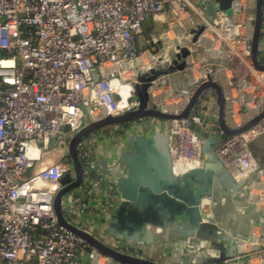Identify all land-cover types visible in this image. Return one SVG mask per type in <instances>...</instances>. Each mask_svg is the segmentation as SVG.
<instances>
[{
  "label": "built area",
  "instance_id": "obj_1",
  "mask_svg": "<svg viewBox=\"0 0 264 264\" xmlns=\"http://www.w3.org/2000/svg\"><path fill=\"white\" fill-rule=\"evenodd\" d=\"M235 3L234 15L217 10L215 19L209 21L201 11L194 19L190 10L195 12L198 7L192 0H0V264H74L83 240L58 225L53 209L61 178L72 173V165L63 161L70 134L88 121L87 109L100 117L119 114L136 104L131 86L122 78L144 64L138 38L148 19L166 22L171 31L179 33L195 23H205L202 37L224 53L226 72L231 70L223 81L225 118L230 127H240L264 108L261 102L257 106L253 95L255 79L264 85V71L254 68L250 58L255 0ZM242 14L246 18L242 19ZM164 34L149 32L147 44L156 43ZM94 70L100 74L97 81ZM206 103L215 107L210 92L192 115L169 121L175 138L171 149L174 173L199 166L201 150L196 134L210 129L221 137L215 153L233 179L240 182L257 174L252 193L261 195L264 162L255 159L250 145L264 133V117L244 132L227 136ZM238 107L250 112L242 113ZM156 121L163 127V120L144 117L127 126L101 129L115 138L128 130L154 127ZM66 125L67 133L63 130ZM100 130L78 143L84 176L63 213L83 229L89 228L87 219L96 220L93 226L101 233L117 195L111 176L104 174L92 148ZM105 192H110L109 199L101 198ZM94 199L98 206L93 216H86ZM205 208L208 211V205ZM261 242L264 228L254 227L243 245L249 248ZM117 249L138 254V248L124 242H118ZM246 255L247 264H264V248L248 250ZM100 256L104 257H89Z\"/></svg>",
  "mask_w": 264,
  "mask_h": 264
},
{
  "label": "water",
  "instance_id": "obj_2",
  "mask_svg": "<svg viewBox=\"0 0 264 264\" xmlns=\"http://www.w3.org/2000/svg\"><path fill=\"white\" fill-rule=\"evenodd\" d=\"M235 1L203 0L201 7L212 21L217 10L234 15ZM263 25L264 0H255L250 58L260 71H264ZM204 30L205 23L198 22L185 34L176 31L177 37L160 38L153 49V61L137 66L132 75L122 78L131 86L136 104L119 114L100 117H94L87 109L88 121L71 132L63 161L72 165V173L61 178L62 187L54 195L53 209L58 225L81 237L88 256L103 255L108 258L106 264H164L140 254L145 246H154L158 241L170 264H247L248 250L264 248V242L249 248L243 245L254 227L264 228V192L252 193L257 174L236 182L215 153L216 140L200 132L196 134L201 150L199 166L179 174L173 171L171 149L175 138L169 131V121L192 115L208 92L215 97L216 121L227 136L244 132L264 117L263 108L240 127L228 125L225 87L215 76L225 56L212 48L211 40L202 37ZM197 53L200 58L195 59ZM197 61L201 68L195 67ZM220 68L224 70V66ZM99 75L93 71L95 81ZM165 83L171 93L187 98L180 110L167 108L155 99L152 89ZM144 117L161 119L165 124L128 130L109 140L106 148L119 146L117 139L123 142L117 160L111 164L106 148L97 156L104 174L112 175L118 195L101 233L94 226L83 229L69 222L63 210L84 176L78 143L103 127ZM63 130L67 133L69 126ZM155 227L161 231L155 232ZM120 241L138 247L139 253L119 251Z\"/></svg>",
  "mask_w": 264,
  "mask_h": 264
},
{
  "label": "crops",
  "instance_id": "obj_3",
  "mask_svg": "<svg viewBox=\"0 0 264 264\" xmlns=\"http://www.w3.org/2000/svg\"><path fill=\"white\" fill-rule=\"evenodd\" d=\"M192 1L198 7L195 12H194V10H190V12H191L190 14L193 15L194 19L197 20V16H198V14H200V11L202 13H204V15L206 16L204 8L201 7V2L203 0H192ZM244 16L245 15L242 14L241 18L243 19ZM151 31L160 32V34L165 32L164 36L168 35L170 38H174V37L178 36V33L173 32V30L171 31L169 29V26H168V24L166 22L158 23V22H153L151 19H148L147 21H145L144 24H143V33L138 38L139 39L140 49L142 51H144V57H145L144 58V64L141 65V66H145V65H147V63L153 61L152 53H153V49H155L156 46H157V42L152 44V45H149L146 42L147 34L149 32H151ZM160 38H161V36H160ZM216 46L219 47L220 45L217 44ZM194 55H195V59H198V57L200 58V56H199L200 53H197V54H194ZM200 65L202 66V64L200 62H198V61L195 62V67L197 69H198V67ZM226 65H227V60L225 58H223V61H222L221 64L218 65V68H217L218 70H217V72L215 74L217 79L219 81H221V82H223V81H225L227 79V75H228V77L231 75V70L230 71L228 70L226 72V70H227ZM201 66L199 68H201ZM221 66H224L225 70L220 71L221 70V68H220ZM194 71L197 72V70H194ZM152 91H153V94L155 95V99H157V101H159L161 103H165V104H167L168 102L172 103L171 109L172 108L181 109L182 106L186 102V98L183 95H174L173 93H171V88L166 83L162 84V85H159L158 87L153 88ZM173 106H175V107H173ZM205 106L208 109L209 114L212 115V118H214V117L216 118L214 104L213 103H206ZM163 123L165 124V122L162 121L161 124H163ZM154 125H155V127L159 126L157 121L154 123ZM107 132H108V130L106 131L105 129H101L98 132V134H97L98 137H96L93 140V144L94 145H92V148L95 149L96 156L102 155L101 153L106 148V146L109 144V140L112 139V137H110ZM198 132L202 133L203 135L210 136V137H212V138H214L216 140V144H214V149L218 146V144H219V142L221 140V137L218 134H216L215 132L211 131L210 129H203V130H199ZM114 143H115V141H114ZM116 143L119 146L114 147V145H112V148H109V147L106 148L107 153L109 155L108 159L110 161V164L113 163L112 160H117L118 153L120 152V150H121L120 148H122V145H123V142L121 140H119V139L116 140ZM250 149H251V152H252L253 156H254V153H255V155H256V156H254L255 159L259 163H263L264 162V133L262 135H260L256 140H254L251 143ZM111 177H112V175H111ZM112 185H113V182H112ZM113 189H114V192L117 195V192L115 190L114 185H113ZM114 192H112V193H114ZM110 195H111L110 192H105L104 196H102L101 198L102 199L103 198L104 199H109L111 197ZM117 199H118V197L117 198L115 197L116 204H117ZM97 204H98L97 199H94L93 203H92V205H93L92 206V211L87 212L85 215L86 216L87 215L93 216V214H94L93 211L98 206ZM88 218H90V217H88ZM91 221H92L91 219H87V223L89 224V227H93V223L97 224L96 220H93V223ZM120 242H124V241H120ZM124 243H126V242H124ZM158 243L159 242L157 241V242L154 243V246H151V245L145 246V249L143 250V252L140 251V254L146 255L147 257H150V258L158 260V261H163L162 263H164V264H170V263H168L166 261L165 255H163L161 253L162 249H160L158 247ZM165 243L166 242H162V244H164V245H165ZM136 248H138V247H136ZM138 253H139V249H138ZM74 264H106V261H105V257H102V256L91 260L90 257L88 256V254L86 253V251H84V248L82 247V248L78 249V252H77L76 257L74 259Z\"/></svg>",
  "mask_w": 264,
  "mask_h": 264
},
{
  "label": "rangeland",
  "instance_id": "obj_4",
  "mask_svg": "<svg viewBox=\"0 0 264 264\" xmlns=\"http://www.w3.org/2000/svg\"><path fill=\"white\" fill-rule=\"evenodd\" d=\"M244 18H246V16H244ZM139 66H141V65H139ZM255 79V78H254ZM254 93H253V95H255V100H254V102H256V101H258L259 103V105H260V102L262 103V106H264V85L262 84V82L261 81H259V80H257V79H255V81H254ZM263 100V101H262ZM254 102L253 103H251V107L252 108H254ZM164 106H169V107H171L172 106V103H170V102H168L167 104H165V103H162ZM245 106V105H244ZM238 108H240V109H242V113H249L250 112V110L249 109H247L246 107H238ZM262 108V107H261ZM260 109V108H259ZM261 110V109H260ZM259 110V111H260ZM52 156V155H51ZM56 156H52V157H50V158H55Z\"/></svg>",
  "mask_w": 264,
  "mask_h": 264
},
{
  "label": "bare ground",
  "instance_id": "obj_5",
  "mask_svg": "<svg viewBox=\"0 0 264 264\" xmlns=\"http://www.w3.org/2000/svg\"><path fill=\"white\" fill-rule=\"evenodd\" d=\"M174 29L177 30L176 27H174ZM170 98H171V97H170ZM257 106H259V104H258ZM173 107H175V106H173ZM167 108H169V106H168ZM187 164H188V163H187ZM187 164L184 163V165H186V166H187ZM190 164H191V163H190ZM193 164H195V163H193ZM176 165H177V167H178L179 169H183V166H182L180 163H177Z\"/></svg>",
  "mask_w": 264,
  "mask_h": 264
},
{
  "label": "trees",
  "instance_id": "obj_6",
  "mask_svg": "<svg viewBox=\"0 0 264 264\" xmlns=\"http://www.w3.org/2000/svg\"><path fill=\"white\" fill-rule=\"evenodd\" d=\"M128 124H129V123H124L123 125H124V126H127ZM254 156H256L255 153H254Z\"/></svg>",
  "mask_w": 264,
  "mask_h": 264
},
{
  "label": "flooded vegetation",
  "instance_id": "obj_7",
  "mask_svg": "<svg viewBox=\"0 0 264 264\" xmlns=\"http://www.w3.org/2000/svg\"><path fill=\"white\" fill-rule=\"evenodd\" d=\"M264 29V28H263Z\"/></svg>",
  "mask_w": 264,
  "mask_h": 264
}]
</instances>
